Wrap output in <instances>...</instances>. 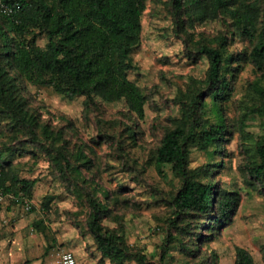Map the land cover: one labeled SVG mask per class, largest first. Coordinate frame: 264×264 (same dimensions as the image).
Returning a JSON list of instances; mask_svg holds the SVG:
<instances>
[{"label": "trees", "instance_id": "16d2710c", "mask_svg": "<svg viewBox=\"0 0 264 264\" xmlns=\"http://www.w3.org/2000/svg\"><path fill=\"white\" fill-rule=\"evenodd\" d=\"M147 1L0 0L19 4L13 14L0 11V127L9 131L7 139L0 140V191L22 203L30 201L37 180L21 176L14 160L35 154L31 148H36L59 174L64 188L78 194L86 209V232L110 264H165L172 251L185 257V264H217V255L204 253L202 247L231 224L239 203V194L221 189L216 176L225 168L226 144L234 132L224 104L233 92L232 64L246 60L256 77L247 85L255 102L246 105L244 118L264 117V0H169L176 32L186 33L187 26L223 14L250 42V50L233 57L227 54L221 36L217 46L198 43L192 51L206 58L205 76L191 79L187 91L175 98L180 116L164 130L151 156L158 173L169 165L178 180L175 191L159 195L166 211L162 217L166 235L156 263L142 249L127 244L118 218L113 219L118 223L115 227L103 223L110 208L94 196L98 186L91 189L96 181L88 149L79 145L70 152L62 129L54 131L40 124L27 109L22 92L27 82L51 88L67 99L84 97L86 110L98 106L97 98L106 103L124 102L128 115L143 118L147 97L130 74L137 70L132 53L140 44ZM126 129L134 135L131 125ZM192 147L207 155L205 163L191 166ZM244 150L253 158L249 173L255 181L251 184L264 195V140ZM253 263L246 249L236 248L234 264Z\"/></svg>", "mask_w": 264, "mask_h": 264}, {"label": "rangeland", "instance_id": "374dc122", "mask_svg": "<svg viewBox=\"0 0 264 264\" xmlns=\"http://www.w3.org/2000/svg\"><path fill=\"white\" fill-rule=\"evenodd\" d=\"M141 25L140 44L132 53L137 70L130 78L147 97L143 118L128 115L124 102L106 103L97 98L98 106L86 110L84 97L67 99L51 88L27 82L22 92L27 109L36 114L40 124L54 131L62 129L70 152H75L79 145L88 149L94 168L91 173L96 181L91 189L96 184L94 196L110 208V219L103 223L115 227L118 223L113 219L118 218L125 229L127 244L142 249L148 260L156 263L166 235L162 219L166 211L159 195L175 191L178 180L169 165H163L162 174L158 173L151 156L164 130L180 116L175 98L187 91L191 79L205 76L206 58L195 56L192 51L198 43L217 46L224 36L227 54L237 57L250 50V42L239 35L232 21L223 14L187 26L186 33L176 32L169 0H148ZM239 61L232 64L234 87L230 100L224 104L234 132L226 144L225 168L216 175L221 189L239 194V203L231 224L223 227L202 251L215 253L217 264H234L236 248H244L251 254L253 264H264V195L251 184L255 181L249 173L253 158L244 150L264 140V117L244 118L246 105L255 102L247 85L256 73L248 61ZM207 103L210 106L209 100ZM128 125L134 132L132 136L126 129ZM0 129V140H6L9 131L5 126ZM31 149L35 154L30 152L14 160L21 176L37 180L28 201L31 208L25 209L21 200L11 194L4 195L0 206L8 210L14 206L17 216L1 215L2 225L18 226L17 234L22 240H37L39 246L53 250V255L69 250V245L83 244L87 238L93 241L84 226L86 209L78 194L65 189L47 159L36 148ZM122 152L126 153L125 157ZM207 159L205 153L191 148L192 167L202 165ZM130 160L133 165L129 164ZM49 198L52 199L45 207ZM15 218L18 221H13ZM185 262V257L177 251H172L165 260V264Z\"/></svg>", "mask_w": 264, "mask_h": 264}, {"label": "crops", "instance_id": "0c3cea01", "mask_svg": "<svg viewBox=\"0 0 264 264\" xmlns=\"http://www.w3.org/2000/svg\"><path fill=\"white\" fill-rule=\"evenodd\" d=\"M1 215L3 218L4 216L6 218L17 216L16 208L14 210V206H11L8 210L1 205ZM17 228L18 226L5 227L0 221V264H58V252L53 255L51 253L53 250L48 251L46 247L39 246L37 240H22L17 234ZM10 234H12V238H10ZM86 242L67 246L69 248L67 251L74 254L77 264H109L107 258H103L96 250L93 241L87 238Z\"/></svg>", "mask_w": 264, "mask_h": 264}, {"label": "built area", "instance_id": "2783aa9c", "mask_svg": "<svg viewBox=\"0 0 264 264\" xmlns=\"http://www.w3.org/2000/svg\"><path fill=\"white\" fill-rule=\"evenodd\" d=\"M19 9V4L15 3L14 5H8L0 2V11L5 12L7 14H13ZM4 198V195L0 191V201ZM23 205L25 209H30V203L27 200L23 201ZM58 264H77V260L74 254L71 251H60L58 254Z\"/></svg>", "mask_w": 264, "mask_h": 264}]
</instances>
